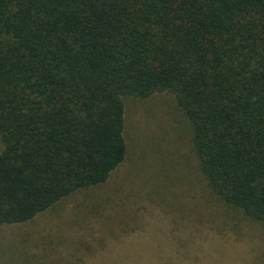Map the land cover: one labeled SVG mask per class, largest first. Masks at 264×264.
Here are the masks:
<instances>
[{
	"label": "trees",
	"instance_id": "trees-1",
	"mask_svg": "<svg viewBox=\"0 0 264 264\" xmlns=\"http://www.w3.org/2000/svg\"><path fill=\"white\" fill-rule=\"evenodd\" d=\"M156 92L212 194L264 223V0H0V225L103 182L122 98Z\"/></svg>",
	"mask_w": 264,
	"mask_h": 264
},
{
	"label": "rangeland",
	"instance_id": "rangeland-1",
	"mask_svg": "<svg viewBox=\"0 0 264 264\" xmlns=\"http://www.w3.org/2000/svg\"><path fill=\"white\" fill-rule=\"evenodd\" d=\"M122 101V161L103 182L0 225V264H264V223L212 194L174 96Z\"/></svg>",
	"mask_w": 264,
	"mask_h": 264
}]
</instances>
